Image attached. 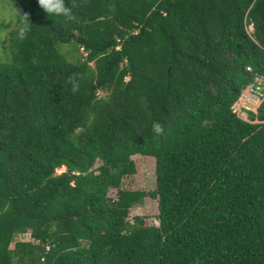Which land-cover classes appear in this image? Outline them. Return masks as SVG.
<instances>
[{"label":"trees","instance_id":"16d2710c","mask_svg":"<svg viewBox=\"0 0 264 264\" xmlns=\"http://www.w3.org/2000/svg\"><path fill=\"white\" fill-rule=\"evenodd\" d=\"M9 2L0 264H264V98L232 108L264 79V0ZM135 155L154 190H119ZM145 196L157 226L126 220Z\"/></svg>","mask_w":264,"mask_h":264},{"label":"rangeland","instance_id":"374dc122","mask_svg":"<svg viewBox=\"0 0 264 264\" xmlns=\"http://www.w3.org/2000/svg\"><path fill=\"white\" fill-rule=\"evenodd\" d=\"M9 0H0V5H3L4 8L0 7V61H5L9 57V31L14 30L15 28V9L11 8ZM249 32L252 31V26L248 28ZM66 50V48L64 49ZM72 48H69L71 51ZM79 53L83 56L85 55L82 50H79ZM70 59V58H69ZM71 60V59H70ZM93 67V63L90 64ZM259 78V77H258ZM261 86L260 88L264 92V79L260 78ZM254 84V83H253ZM253 84L248 85L240 94L239 99L233 105V110L236 114L245 121H249V112L256 113L257 108L262 102L263 98L257 97L255 94L256 88ZM100 96H104V92H99ZM255 102V103H254ZM135 164V174L130 176H125L121 179L119 190H130V191H142L149 192L155 189V174H154V158L146 157L141 155H135L131 157ZM100 165L99 162H96L91 169H96ZM65 167H60L55 170V174H61L65 172ZM117 190L110 189L107 193L109 198H116ZM157 204L155 200L150 199L145 196L143 202L139 205H135L129 210L127 221L129 224H133L134 217H143L144 223L147 226L158 225L157 220ZM14 241L21 242H35L29 232L24 234H18ZM13 247V243L10 245V248Z\"/></svg>","mask_w":264,"mask_h":264},{"label":"clouds","instance_id":"9594fccd","mask_svg":"<svg viewBox=\"0 0 264 264\" xmlns=\"http://www.w3.org/2000/svg\"><path fill=\"white\" fill-rule=\"evenodd\" d=\"M38 2L47 12L65 15L70 14V10L64 5L63 0H38ZM153 129L157 133L162 131L159 123H154Z\"/></svg>","mask_w":264,"mask_h":264},{"label":"built area","instance_id":"2783aa9c","mask_svg":"<svg viewBox=\"0 0 264 264\" xmlns=\"http://www.w3.org/2000/svg\"><path fill=\"white\" fill-rule=\"evenodd\" d=\"M247 69L249 70V68H247ZM253 85L256 88L255 94L257 95V97L264 98V92L260 88V86H261V80H260V78L256 77L254 79V84Z\"/></svg>","mask_w":264,"mask_h":264},{"label":"bare ground","instance_id":"6f19581e","mask_svg":"<svg viewBox=\"0 0 264 264\" xmlns=\"http://www.w3.org/2000/svg\"><path fill=\"white\" fill-rule=\"evenodd\" d=\"M255 103V102H254Z\"/></svg>","mask_w":264,"mask_h":264}]
</instances>
